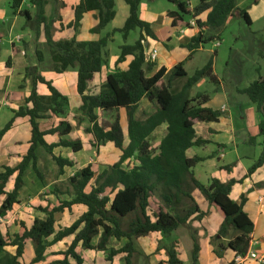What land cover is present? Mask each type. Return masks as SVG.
<instances>
[{
	"label": "trees",
	"instance_id": "obj_1",
	"mask_svg": "<svg viewBox=\"0 0 264 264\" xmlns=\"http://www.w3.org/2000/svg\"><path fill=\"white\" fill-rule=\"evenodd\" d=\"M124 1L129 6V15L121 28L113 29L98 40L78 41L75 38L54 40V22L45 14L47 0H31L37 6L34 14L23 8L24 0H10L12 14L23 16L26 27L36 34L43 27L52 70L58 73L70 68L77 70V92L81 98L79 111L89 123L85 131L92 135L91 145L99 149L101 145L111 142L122 154L117 162L108 165L99 174H96L92 164L77 170L68 178L69 198L59 200V204L52 208H40L45 217L35 218L29 228L24 225L21 234H15L8 240V236L0 230V264H21L28 243L32 244L34 250L31 264H85L84 257L78 251L79 245L88 250L107 251L110 264L120 254L124 264H134V254L137 252L135 239L151 232L162 234L163 241L159 248L164 249L168 257L157 264H182L178 242L172 239L173 232L193 221H202L209 213L198 203L193 195L194 190L224 213L217 235L211 238L214 253L221 257L223 251L230 248L237 255L245 257L250 250L253 224L244 212L242 203L238 204L230 197L236 180L222 182L212 178L208 184L202 183L195 177L193 169L207 158L197 155L188 157L186 153L192 147L209 143L198 136L196 125L216 122L223 115L219 110L204 106L210 100L208 93L198 92L190 96V89L202 78L220 85L213 68L216 52L201 69L187 78L180 90L173 91L171 80L187 76L184 61L177 63L169 71L162 66L156 73L148 76L154 63L148 59L145 43L147 37L155 38V34L151 24L140 17V4L143 0ZM168 1L177 7L168 13L173 26L187 27L191 17L196 18L200 29L184 46L190 52L187 59H191L193 53L205 44L219 41L220 30L230 18L239 17L252 25L247 10L238 6V0H198L193 7L188 0ZM89 11H96L98 19L91 32L100 33L116 16L115 1L79 0L74 7L75 19L71 25L77 29L84 14ZM204 13L206 20L201 21L199 17ZM135 30L139 31V36L133 43H129V36ZM116 33L123 40L115 61L116 68L100 88L96 89V75L106 64V47ZM36 55L38 64L42 63L43 52L39 48L36 49ZM259 55L264 60V54L259 52ZM128 56L133 57L128 68H118ZM12 60V56H9L6 64L10 66ZM37 65L26 67V77L31 80L30 95L0 130L1 139L12 127L15 117H28L31 126L30 145L26 154L15 167L4 166L0 170V196H4L0 204V217H6L19 202V192L29 167L39 178H43L37 155L40 147L52 156L61 174L64 173L65 166L72 167L74 162L56 156L54 148L67 147L73 152L83 149L80 139L68 138L73 125L66 119H61L48 130L41 129L42 119L53 116L64 118L68 113L70 100L52 81L41 75ZM256 70L257 78L245 88L238 89L239 93L250 99L260 114L258 127L259 136L262 137V151L249 168L248 175L264 161V68L263 71L259 67ZM168 73V80H165ZM38 83L45 84L50 93L39 94ZM143 99L149 101L155 109L146 118L140 119L136 113ZM121 108L125 109L127 117L126 135L120 123ZM99 112L110 114V122L103 124ZM80 119L81 117L78 118L79 121ZM163 124L167 125L165 135L158 149L154 150L151 136ZM47 134H58L60 139L49 144L45 140ZM249 140L250 143L256 142L254 137ZM10 181H13V188L7 191ZM74 205H83L86 211L70 226L58 228L56 214L70 210ZM130 215L133 217L124 229L121 220ZM191 235L192 262L197 264L199 241L195 234ZM98 236L99 240L94 244L93 241ZM112 239L124 240L123 246L118 249L109 248ZM68 240L66 249L53 253L61 258L49 261L48 249ZM8 247H12L13 252L7 250Z\"/></svg>",
	"mask_w": 264,
	"mask_h": 264
},
{
	"label": "crops",
	"instance_id": "obj_2",
	"mask_svg": "<svg viewBox=\"0 0 264 264\" xmlns=\"http://www.w3.org/2000/svg\"><path fill=\"white\" fill-rule=\"evenodd\" d=\"M78 1L79 0H47L45 5V14L54 22V40L72 38H75L78 41L98 40L113 29L121 28L129 15V6L125 3V1L114 0L116 16L100 33L91 32V29L98 23L96 11H89L85 13L79 27L76 29L71 24L75 19L74 7ZM166 1L168 4H164L161 0H143L140 4V17L151 24L152 30L155 34V38L147 37L145 43L146 52L148 53L149 51L156 49L158 53L156 61L153 62L154 65L152 70L147 73L148 76L156 73L162 66L166 67L169 71L177 64L176 60L171 56L166 57L162 55L160 48H186L184 46L188 44L191 38L200 30L199 27L196 26H173L172 18L169 17L168 13L176 10L177 7L170 1ZM188 1L192 6V0ZM9 3L10 0H0V21L3 27L5 28L6 24L10 21V24L7 26L8 30L3 29V31L5 30V32L9 34L10 49L4 50L5 37L3 31L0 30V130H2L14 116V111L24 105L25 98L30 95L31 80L26 77V67L28 65L35 66L38 64L36 49L39 45L44 44L46 41L43 27H41L40 32L36 34L34 31L30 30V28L25 26V18L23 16L19 14H12L11 12L12 20L11 18H7L6 8L9 6ZM238 6L247 10L251 18L252 25L256 22L264 20V0H256L255 2L253 0H243L242 4L238 2ZM23 8L29 10L32 14H34L37 10V6L33 5L31 0H24ZM199 18L201 21H205L206 13L202 14ZM190 19L191 17H189L188 21ZM61 23L63 24V27H61ZM17 30H21V32H18ZM15 31L17 32L14 35L13 32ZM137 35L139 36V31ZM21 36H24V40H22L20 44L19 38ZM130 37L131 34L128 42L130 41ZM136 39L137 37L134 41ZM122 43L123 40L119 33L113 35L112 39L109 41L106 47V52L110 68L107 69L106 65H104L102 71L96 75V89H99L102 83L106 80L107 76L115 70V61L119 56V46ZM202 48L203 47L198 50ZM13 51H15V53ZM4 52H6L8 57L12 56L13 58L10 66L6 64L7 60L5 61V56L3 55ZM260 52L264 54V48ZM187 57L184 59V63L191 60L187 59ZM132 58V56H128L126 61L118 65V68L126 70ZM49 60L50 54H43V62L37 65L38 69L41 72V75H43L47 80L52 81L62 94L68 96L70 106L68 113L64 118L53 116L42 119L40 121V127L42 130H48L53 126H56L61 119L68 120L73 125V130L68 135V138L80 139L83 142V149L79 152H73L67 147H56L54 148L53 153L56 156H62L73 161L74 165L70 168H73L78 164L77 159L83 152H88L89 156L94 153H99V161L102 162V165H98L100 170H98L96 166L92 165L96 174H99L107 168L108 165L117 162L122 152L111 142L101 145L97 150L91 145L92 135L90 133H83L86 127L89 126V123L79 111L81 98L77 92V70L70 68L62 73H58L46 67ZM257 67L262 68L263 71V66L258 65ZM220 85L221 88H224L223 93H220L219 90H217L219 88H216L214 94L210 95V100L204 104V106L210 107L214 110H219L223 113V115L216 122L198 123L196 125L195 128L198 136L204 140H208L209 143L203 146L192 147L188 149L186 153L188 157L197 155L207 158L198 163V165H196L193 169L195 177L202 183L208 184L212 178H217L222 182H228L232 179L236 180L230 197L236 203H242L244 212L253 224V230L250 234V250L254 251L258 255L257 259L247 257L240 264H264L260 263L258 260L259 258H264V161L257 169L248 175L249 168L259 158L262 151V137L259 136L258 127L260 114L257 112L256 106H254V108L250 106L248 108L246 107L244 98L245 95L238 92V89H242L244 87L232 88L221 80ZM37 90L41 95H48L50 93L47 86L42 83H38ZM229 94L231 95V99L228 98ZM102 113L106 112H99V115ZM119 114L120 123L126 135L127 117L125 109L121 108L119 110ZM79 117H81L80 121L78 120ZM73 119H76L77 122L72 121ZM160 127H165L166 132V124H163ZM160 127H158L155 131H157ZM252 137L256 139L255 143H250L249 139ZM30 138L31 126L28 117H15L12 127L0 139V163L4 164V166L15 167L21 161L22 156L26 154L30 145ZM59 139L60 137L58 134H47L45 136V140L49 144L56 143ZM42 149V147L38 149L37 155ZM42 151L45 150L43 149ZM45 153L50 155L46 151ZM72 154L73 156H71ZM38 161L40 164L39 158ZM85 166L75 169L70 174H68L69 172L67 170V167L69 166H65L64 173L58 177L57 181H63L65 179L63 176L66 175L68 178L71 177L77 170ZM0 170H2V168H0ZM25 187L26 185L24 184L19 192V202L16 203L11 210L15 214L19 215V219H21L19 222L21 229L17 227L15 234H21L24 225L29 228L35 218L45 217V213L42 212L40 208H52L59 204V200L69 198L62 197L63 192L61 189L58 188V186H54L53 191L49 192L46 196L48 200L42 201L41 207L38 206L39 211H35V209L31 208L32 203H34L32 200L27 201L22 199ZM12 188L13 181H10L7 184L6 190L10 191ZM36 191L40 192L38 184H36L35 189H32V193ZM193 195L202 209L208 210L209 213L202 221H193L191 224L181 226L173 232L172 239L178 242V252L180 258L182 259V264H193L192 233L198 237L199 241L197 264L235 263L237 254L233 250L226 248L223 251V255L219 257L214 253L213 246L211 244V238L217 235L224 220V213L218 206L214 204L210 205L197 190L193 191ZM156 201L159 203V199ZM85 211V206L74 205L70 210L57 213V227L60 228L70 226ZM149 214H151V212H149ZM62 218L64 221H62L61 226H59L58 220ZM152 220H154V217H152ZM121 241L124 242V240ZM162 241L163 237L160 232H151L146 236L136 238L135 248L137 252L134 254V264H157L159 261L167 260L168 257L166 251L159 248ZM118 256L122 258V254ZM24 257H26L24 262L25 264H28L33 259L34 250L31 243L26 245L23 258ZM21 263L23 264V261H21Z\"/></svg>",
	"mask_w": 264,
	"mask_h": 264
},
{
	"label": "rangeland",
	"instance_id": "obj_3",
	"mask_svg": "<svg viewBox=\"0 0 264 264\" xmlns=\"http://www.w3.org/2000/svg\"><path fill=\"white\" fill-rule=\"evenodd\" d=\"M161 1L164 4H168L166 0H161ZM242 1L243 0H238L240 4H242ZM197 2L198 0H192V6H195ZM6 11H7V18H11L12 20V15L9 6L6 8ZM9 24L10 21L6 24L4 28L0 21V30L1 31H3V29L8 30L7 26ZM17 31L21 32V30H17ZM17 31L13 32V34L15 35ZM3 33L5 37L4 50L10 49L9 34H7L5 30L3 31ZM137 34H138V30L131 32L129 43H133L134 39L136 37L138 38ZM22 40H24V36H21L19 38L20 44ZM216 41L217 40L205 44L202 49L194 53V56L191 60L185 62L184 67L187 76L175 77L171 80L173 91L180 90L182 86L186 83L187 78L192 76L196 70L201 69L207 63V61L215 51H216V55L214 60L215 62L214 70L215 73L220 78V80L224 81L226 85L232 88H236V87L245 88L254 79L257 78L258 76V72L256 70L257 66L261 65L264 67V60L260 57V55H258L259 52L262 51L264 48V20L256 22L255 24L250 26L244 21V19L234 16L230 18L228 22L225 24V26L220 30L219 46L216 44ZM37 48H39L43 52V54H49L48 48L45 43L39 45ZM115 49L117 48L115 47ZM160 52L162 55L166 57L171 56L173 59L176 60L177 63H179L180 61H184V59L187 57L189 53L187 48H180V47H176L175 49L174 48L164 49L162 47L160 48ZM3 55L5 56V61H6L8 55L6 54V52H4ZM106 59L107 61L105 65L106 68L109 69L110 65H109L108 56ZM46 67L49 68L50 70L52 69L50 60L46 64ZM168 77H169V73L165 77L166 80H168ZM216 88H219L217 90H219L220 93H223L224 88H221V85L217 86L211 81H209L207 78H202L190 89V96H194L198 92H205L208 93L209 95H213ZM228 98L231 99L230 94ZM244 98L246 102L245 103L246 107L248 108L250 106L254 108L255 105L250 101V99L246 95ZM154 109H155L154 106L149 101L144 99L140 103L136 116L137 118L144 119L146 118L147 115L152 113ZM109 115L110 114L102 113L100 115V121L106 125L107 122H109V117H110ZM72 121L77 122L76 119H73ZM83 133L86 134L87 132L84 130ZM164 134H165V127H160L151 136V144L154 150L158 149L160 141L164 136ZM94 148L96 149V147ZM42 150L38 152V158L40 160L39 165L43 178H39L31 167H29L26 170L24 175V180H25L24 184L26 185V187L24 193L22 194L23 195L22 199L27 201L32 200L34 203H32L31 208L35 209V211H39L38 206L41 207L42 201L48 200L46 196L49 194V192L53 191L54 186H58V188L61 189V191L63 192L62 197H69L67 190L69 187V181H67L68 180L67 175L63 176V178H65L63 181H57L58 177L61 175L59 166L50 155L46 154L45 151ZM71 156H73V154ZM77 162L78 164L75 165V167L73 168L67 167V170L69 172L68 174L72 173L75 169L85 166L87 164H92L96 166L98 170H100L98 165H102V162L99 161V153H94L93 155L89 156L88 152H83L81 155H79ZM3 166L4 164L0 163V168H3ZM36 184L39 185L40 192L36 191L32 193V189L33 188L35 189ZM3 199L4 197L0 196V204L3 201ZM132 217L133 215H130L121 220V226L124 229L127 228L128 223L132 219ZM20 220L21 219H19V215L15 214L12 211H10L6 217H0V230L5 235L8 236L7 237L8 240H11V238L14 236L17 227L21 229V227L19 226ZM62 221H64L63 218L58 220L59 226H61ZM98 240H99V236L94 239V244H97ZM68 243L69 240L63 243H59L55 246H52L47 251V253H49L48 260H57L58 258H61V256L53 255V252H59L66 249ZM123 243H124L123 241L112 239L110 241L109 248H115V249L119 248L123 245ZM7 250L13 252L12 247H8ZM78 251L84 257L85 264H110V262L107 260V251L88 250L82 247L81 245H79ZM25 259L26 257H24L21 260L23 261V264H25L24 263ZM28 264H31V261ZM112 264H124V262L123 259L120 258V256H117Z\"/></svg>",
	"mask_w": 264,
	"mask_h": 264
},
{
	"label": "built area",
	"instance_id": "obj_4",
	"mask_svg": "<svg viewBox=\"0 0 264 264\" xmlns=\"http://www.w3.org/2000/svg\"><path fill=\"white\" fill-rule=\"evenodd\" d=\"M190 6H191V4H190ZM188 23H189V26H194V27L196 26L197 27L196 18H191L188 21ZM182 32H183V29H182ZM216 44L219 46V44H220L219 41H217ZM157 55H158V53H157L156 49H153V50H151V51H149L147 53L148 59L151 62H155L156 61ZM247 257H250V258H253V259H257L258 255L254 251L249 250L248 254L245 257H243L241 255H237V258L235 259V264H240ZM258 260H259L260 263H264V258H259Z\"/></svg>",
	"mask_w": 264,
	"mask_h": 264
}]
</instances>
